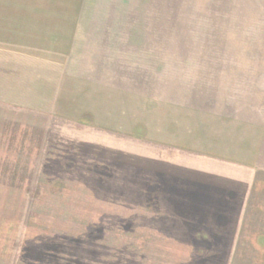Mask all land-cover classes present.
<instances>
[{
	"label": "rangeland",
	"instance_id": "374dc122",
	"mask_svg": "<svg viewBox=\"0 0 264 264\" xmlns=\"http://www.w3.org/2000/svg\"><path fill=\"white\" fill-rule=\"evenodd\" d=\"M39 1L10 0L5 8L32 13ZM61 5L68 3L61 0ZM78 5L82 16L69 20L82 26L93 7L108 10L107 21L97 17V24L146 30L133 40L146 36L148 48L122 49L142 52L147 65L140 67L153 68L157 85L150 99L157 107L166 102L163 82L175 80L187 90L180 108L195 114L191 86L215 79L209 71L218 66L184 65L177 57L220 56L231 60L234 74L226 76L227 93L233 89L239 103L254 93L264 108V0H82ZM9 35L15 40V33ZM18 44L5 51L0 45V62L8 61L4 56L11 51L27 58L30 50H18ZM210 46L222 48H205ZM0 64L20 79L23 92H35L32 65ZM213 82L214 95L223 82ZM112 84L105 81L107 89ZM31 97L11 96L9 104L0 103V264H264V171L165 144L146 125L145 113L133 131L104 129L88 117L67 121L38 114ZM166 157L208 170L216 191L200 192L195 202L191 188L186 191L169 175ZM252 171L255 180L247 177ZM236 180L238 188L242 180L252 183L243 210L239 192L233 209L226 205L231 198L224 190Z\"/></svg>",
	"mask_w": 264,
	"mask_h": 264
},
{
	"label": "crops",
	"instance_id": "0c3cea01",
	"mask_svg": "<svg viewBox=\"0 0 264 264\" xmlns=\"http://www.w3.org/2000/svg\"><path fill=\"white\" fill-rule=\"evenodd\" d=\"M7 1L10 0L5 2ZM23 1L25 0H17L20 4ZM42 1L48 3L41 4ZM60 1L41 0L40 8H35L32 13L19 12L23 8H17L19 10L12 14L5 8L4 0H0V11H3L0 12L2 50L5 51L6 48L13 47L17 43H20L18 50H30L27 58H20V53L18 57L12 56L11 51L8 56H4L8 61L0 63L32 65L33 79L37 86L34 93L23 92L24 88L19 82L20 79L10 77V69L0 64V71H3V78L0 79L2 81L0 103L9 104L11 101L8 97L11 96L18 97L20 101L33 96V105L39 106V109L35 110L38 114L59 116L61 120L67 121H77L88 117L91 125L97 123L98 127L104 129L123 127L127 129V132L134 130V124L141 120V113H145L146 125L153 132L162 135L165 144L185 147L198 154L206 153L221 157L228 162L240 164L245 169L264 171V108L254 93L240 100V103L235 101L237 98L233 97L232 88L227 93L226 76L229 75L230 79L234 77L233 69L228 64L231 61L229 58L177 57V60L182 61L184 65H190L196 61L198 66L203 64L218 66L216 72L213 69L209 71L216 77L205 80L209 81L208 84L205 82L199 86L198 84L191 86L193 96L190 99L195 106V114L187 115L180 108L179 104H185L181 103V97L187 93V90L175 80L172 82L167 80V85L163 82L162 97L166 102L163 101L161 107H157L160 105L153 103L150 99L154 96L153 89L157 85L153 68L140 67L147 65L142 52H126L122 49L123 47L128 49L129 46L135 50L148 48L146 36L142 35L144 38L141 41L133 40L134 34L144 33L146 30L130 24L124 26L125 30L122 24H97V17H105L104 21H107L105 13L108 10L93 7L90 10L88 23L82 26L78 24V21L74 23L69 20L71 17L82 16V8L78 5L82 0H64L68 5L66 7L61 5L59 9ZM96 14H98L96 18L91 19ZM9 33H15V40H9ZM36 33L39 34V38ZM181 45L185 49V42ZM197 48L200 49L202 46ZM205 48L220 49L222 47ZM203 70L205 71V69H197L199 72ZM256 74L258 76L260 72ZM107 80L113 82L108 89L105 85ZM213 80L223 82L220 83L218 92L214 95L209 92L216 84ZM197 86H201L202 89ZM223 88L227 96L223 93ZM132 94L139 96L134 98ZM172 160L174 159H163L164 166L168 164L169 175L178 177L177 184L184 186L188 192L191 188L195 194V202L201 198L200 192L212 194L216 191L211 187V176L208 170L194 167V165H181ZM172 169L178 173L173 174ZM204 170L205 174H202ZM247 177H254V172H250ZM242 182L239 188L235 186L238 183L237 180L226 186L224 192H228L231 198L226 204L227 207L233 209L232 203H236L234 199L239 201L236 196L239 192L241 199L245 194V198L240 199V209L245 208L246 195L252 183L246 184L245 180ZM255 182L259 183V181ZM199 186L203 187L198 189ZM224 192H222L223 196ZM255 198L262 200L259 199L260 195ZM215 200L218 198L216 197ZM257 205L258 208H263L261 203ZM242 214L241 212L238 217Z\"/></svg>",
	"mask_w": 264,
	"mask_h": 264
}]
</instances>
